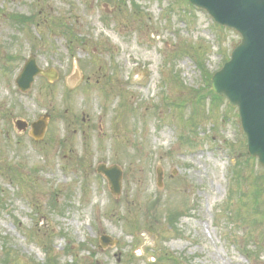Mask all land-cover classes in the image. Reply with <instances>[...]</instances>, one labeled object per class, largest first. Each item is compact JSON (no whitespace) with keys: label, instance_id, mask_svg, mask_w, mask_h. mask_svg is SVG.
Instances as JSON below:
<instances>
[{"label":"rangeland","instance_id":"374dc122","mask_svg":"<svg viewBox=\"0 0 264 264\" xmlns=\"http://www.w3.org/2000/svg\"><path fill=\"white\" fill-rule=\"evenodd\" d=\"M19 1L40 24L13 37L60 78L4 77L0 264H264V169L210 87L240 35L187 0ZM44 114L43 141L13 122Z\"/></svg>","mask_w":264,"mask_h":264},{"label":"water","instance_id":"95a60500","mask_svg":"<svg viewBox=\"0 0 264 264\" xmlns=\"http://www.w3.org/2000/svg\"><path fill=\"white\" fill-rule=\"evenodd\" d=\"M206 10L216 23L236 30L242 40L231 59L212 78V91L229 100L238 109L250 156L259 160L264 168V0H189ZM42 73L35 64H28L18 79L24 89L31 86L36 75ZM48 76L47 73H43ZM38 134H44L47 123L33 125ZM36 135V134H35ZM114 195L122 191V171L118 166L101 165ZM163 172L158 170L159 186ZM104 245L114 242L103 238Z\"/></svg>","mask_w":264,"mask_h":264},{"label":"flooded vegetation","instance_id":"af4514ba","mask_svg":"<svg viewBox=\"0 0 264 264\" xmlns=\"http://www.w3.org/2000/svg\"><path fill=\"white\" fill-rule=\"evenodd\" d=\"M24 4V1L19 0H0V140L2 139L3 134V85H4V77L7 76V79L11 84H14L18 95L24 96L26 93L17 85V79L22 74L26 64L29 63V60L34 58L36 63L38 64V59L36 55L32 52H28L24 49L19 43L18 40L13 37L16 32L29 30V27L32 23L38 22L36 18L29 17L24 14H19L16 10V4L18 3ZM5 6H11V12H8V9ZM26 6V5H25ZM30 11V10H29ZM31 12V11H30ZM40 24V23H39ZM45 24V22H44ZM4 26H7V30L10 31L11 37H9L7 42H4L5 38L3 37ZM40 67V66H39ZM51 68V67H47ZM47 68H43L46 70ZM45 81V84L51 85L49 80L39 77ZM37 79H35L36 82ZM34 82V83H35ZM33 83V85H34ZM23 87V86H22ZM33 86H31L32 89ZM24 89V88H23ZM31 89L28 91L30 93ZM16 93V94H17ZM15 109H18L15 106ZM16 120H22L24 122L23 126L27 128L32 123L28 122L27 119L24 118H15L13 122ZM29 134V129L25 134Z\"/></svg>","mask_w":264,"mask_h":264},{"label":"trees","instance_id":"16d2710c","mask_svg":"<svg viewBox=\"0 0 264 264\" xmlns=\"http://www.w3.org/2000/svg\"><path fill=\"white\" fill-rule=\"evenodd\" d=\"M235 216V215H234ZM236 216H237V214H236ZM235 216V217H236ZM173 225V224H172ZM46 250V249H45ZM8 256H11V255H9L8 254ZM8 256H7V254L5 255V256H3L2 257V262H3V264H12V262L10 263V260L8 259ZM49 259L51 260V256H49ZM45 264H58L57 263V260L56 259H53L52 260V263H45Z\"/></svg>","mask_w":264,"mask_h":264}]
</instances>
